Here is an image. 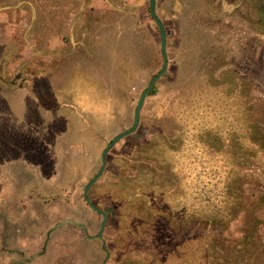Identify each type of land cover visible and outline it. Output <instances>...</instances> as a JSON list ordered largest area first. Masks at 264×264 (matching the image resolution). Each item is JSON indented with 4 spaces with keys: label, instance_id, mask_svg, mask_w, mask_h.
I'll return each instance as SVG.
<instances>
[{
    "label": "rangeland",
    "instance_id": "374dc122",
    "mask_svg": "<svg viewBox=\"0 0 264 264\" xmlns=\"http://www.w3.org/2000/svg\"><path fill=\"white\" fill-rule=\"evenodd\" d=\"M97 1L104 8L92 14L93 24L106 35L92 46L96 58L81 61V50L65 48L50 64L77 74L60 82L71 90L60 100L82 105L80 118L66 109L76 139H68L62 118L30 119L25 108L15 123H0V264H264V0H156L168 69L145 100L138 130L109 152L88 193L109 216L103 239H91L104 217L86 202L85 187L108 143L133 127L140 96L163 67L150 0ZM93 2L33 0L35 18L51 24L41 23L37 36L88 37L76 25H58L71 12L82 18ZM48 65L38 56L33 68L2 66L0 83L16 84L9 95L25 101V74L37 87ZM36 96L42 99H32V111L52 105L53 95ZM125 182L133 207L111 189ZM113 197L120 215L106 203ZM153 212L162 228L155 221L134 233ZM157 226L164 236L155 237ZM169 231L170 247L160 240Z\"/></svg>",
    "mask_w": 264,
    "mask_h": 264
},
{
    "label": "crops",
    "instance_id": "0c3cea01",
    "mask_svg": "<svg viewBox=\"0 0 264 264\" xmlns=\"http://www.w3.org/2000/svg\"><path fill=\"white\" fill-rule=\"evenodd\" d=\"M94 1H96V3L93 2V4H89L85 7V10L88 9L89 13H84L82 18H78V13L74 14L71 12L70 15H72V17L68 19L64 17L62 20L65 21L64 25H58L59 28L63 27L64 29L66 27L70 29L72 25H76V31L78 34L83 32L88 36L83 38H73L70 43H66L62 40L61 32L51 35L48 34L41 38L37 36V32L35 30L38 26H40L41 23L43 28H49L51 27V24L48 20H42L41 22L40 19L35 18V13H37V11L35 9L33 0H13L9 4L0 6V69L2 66H7V68L9 67L11 69H17L22 65L26 66V69H28V67L33 68L34 59L38 56H41L43 59L47 60L49 64L47 66V72L42 74V83L37 87L32 81L34 76L32 74L30 75L29 73L25 74L26 78L28 77L26 80L28 84L25 88L21 89L26 91L28 99L25 101H18L13 97L11 98L9 95L11 93L15 94L19 91V88L16 84L0 83V92L4 93L8 98L0 99V123L4 124V121L7 122V120L9 121V124L10 122L11 124L15 123L17 121L16 119L19 115V111H22V109L25 108L28 109V112H25V114L27 115L29 113L28 115H30V119L31 117H34L33 115L37 114L38 116L41 115L42 118L49 119V124H53L52 122H54L55 118H62L61 122L67 124L64 133L68 131L67 134L69 135L71 132H73V125L75 122L73 121L72 116H67L66 109H72L71 112L73 116L75 115L77 118H80L82 115L79 108H82V105L76 102H68L66 105L60 100L61 98H65V94L71 92L70 89L68 90V88L66 89L61 87L60 82L62 77H67L68 74H75L74 76H77V74L75 71L70 73L69 70L64 69L65 67H63V69L50 67V64H52L55 60H62L64 58L61 52L65 48L74 49L76 52L81 50L79 57V60L81 61H89L96 58L92 46L97 43V40L101 39L102 34L106 35V33H104L102 29L100 30L101 33L97 31V27L95 26L96 23L93 24L94 20H92V14L96 16V14L101 11L98 8H104L103 5H98L97 0ZM79 7V10L75 9L74 11L81 12V5H79ZM22 44L23 47L20 46L19 48V45ZM87 74V76H91V72H88ZM84 76H86V74ZM100 76L102 81H106L103 74H100ZM39 91L47 92L48 96L53 95V100L51 101L52 105L47 106V110L41 105L35 104L36 107L40 109H38V111H32L31 108L33 107L30 104L32 99L35 98L37 101L41 102L42 98L40 96H36V93ZM51 118H54L52 122ZM34 123L36 122L34 121ZM86 123L88 126L91 125V122H87V120ZM11 127L12 126H10L9 139H12ZM1 129L5 130V128L2 127ZM1 129L0 131H2ZM49 130L54 131L53 128H50ZM68 139L74 141L76 138L74 134L72 135L71 133ZM71 145L74 146L73 143ZM64 223H73L76 225V223L72 220H65ZM91 239L101 238H99L97 235L91 237ZM104 243L103 250L107 253L108 260L110 254L107 250V246L106 250L104 249Z\"/></svg>",
    "mask_w": 264,
    "mask_h": 264
},
{
    "label": "water",
    "instance_id": "95a60500",
    "mask_svg": "<svg viewBox=\"0 0 264 264\" xmlns=\"http://www.w3.org/2000/svg\"><path fill=\"white\" fill-rule=\"evenodd\" d=\"M150 13L152 18L154 19L155 23L157 24L159 30H160V34H161V52H162V57H163V67L162 69L152 78V80L149 83V86L146 88V90L142 93V95L140 96L136 111H135V115H134V124L133 127L122 133L117 135L114 139H112V141H110L105 149V151L102 154V167L99 170L98 174L87 184V186L85 187L84 190V198L86 200V202L90 205V207L95 210L96 212L100 213L103 217H104V221L101 224V229L100 232L98 234L99 238H103V234L107 225V222L109 220V216L106 212H104L103 210L99 209L96 205L93 204V202L90 200V197L88 195L90 189L101 179V177L103 176L106 168H107V164H108V154L109 152L122 140L127 139L128 137L132 136L133 134L136 133V131L139 128L140 125V115H141V111L142 108L144 106L145 100L146 98L149 96V94L152 92V90L155 87L156 82L167 72L168 69V65H169V59H168V54H167V30L165 28V25L163 23V21L159 18V16L157 15L156 12V0H150ZM104 249L106 250V244L104 243Z\"/></svg>",
    "mask_w": 264,
    "mask_h": 264
},
{
    "label": "trees",
    "instance_id": "16d2710c",
    "mask_svg": "<svg viewBox=\"0 0 264 264\" xmlns=\"http://www.w3.org/2000/svg\"><path fill=\"white\" fill-rule=\"evenodd\" d=\"M151 161H153V162H155V164H159V165H165V163H163V161H161V159L160 158H158V157H155V156H153V159H151ZM139 178H141V180H142V182H143V180H144V178H145V174H141V176L139 177ZM140 180V181H141ZM123 182H124V179L122 180ZM130 181V180H129ZM125 184V185H124ZM124 184H122V186L121 187H119V185H118V183L116 184V185H114V186H112L113 188H111V189H113V191H115V192H119V193H125V195H123V197H122V200H121V202H119V203H122L123 204V206H125V207H133L134 206V197H132V196H130L129 194H128V188L125 190V188H126V186L128 185V184H130L129 182H127V185H126V182L124 183ZM119 188H122L121 190L119 189ZM116 200V198H114L113 197V199H111V201L110 200H107L106 201V203L107 204H109V205H111L114 209H115V212H117L119 215H120V213L122 212V210L120 209V207H119V205H115L114 203V201ZM134 200V201H133ZM92 202L93 203H95V205L99 208V209H102L103 208V204H102V202H99L98 201V199H92ZM143 208V207H142ZM153 211V210H152ZM153 214H154V216L152 217V215H151V218L149 219V218H147L146 219V221H144V223H143V225H141V224H139L138 223V225L137 224H135L134 226H133V231H134V233H137V232H141V229L143 230V232L144 231H147V230H144V229H148L151 225H152V222L155 224V221L156 220H159V216L160 215H158L159 213L157 212V213H154L153 212ZM166 215H168V214H166ZM166 217V219H168L169 221H174L175 222V220H176V215H168V217L167 216H165ZM145 222H146V224H147V226L148 227H145L146 225H145ZM156 223H158L157 225L159 226L160 225V227H161V222H158V221H156ZM153 226V225H152ZM157 226V230H155L154 231V234H155V237L157 238V237H160L161 235H163L164 236V232L162 231L161 232V229L159 228ZM162 228V227H161ZM145 233V232H144ZM151 233H152V230H151ZM164 233V234H163ZM141 234H142V232H141ZM147 236H148V234H147ZM174 235L169 231V233L166 235V238L167 239H163V238H161L160 240L162 241V242H164V244H166L168 247H170V245H172V240H173V237ZM198 240V239H197Z\"/></svg>",
    "mask_w": 264,
    "mask_h": 264
}]
</instances>
